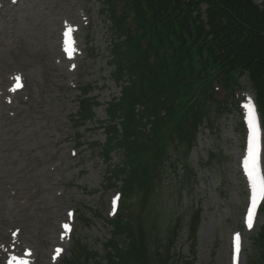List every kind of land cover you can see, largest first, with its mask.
I'll list each match as a JSON object with an SVG mask.
<instances>
[{
    "label": "rangeland",
    "instance_id": "obj_1",
    "mask_svg": "<svg viewBox=\"0 0 264 264\" xmlns=\"http://www.w3.org/2000/svg\"><path fill=\"white\" fill-rule=\"evenodd\" d=\"M65 28L74 38L71 54L63 52ZM110 31L102 0H0V238L20 247L0 264L26 252L33 264H76L78 253L88 254L82 264H107L109 255L124 264L118 253L127 249L128 264H261L253 239L264 219L251 227L245 219L252 180L242 122L255 97L244 78L242 106L233 103L223 116L213 111L214 127L199 129L187 155L167 143L158 172L127 199L129 229L116 234L118 251L105 247L124 188L116 178L121 152L103 127L107 105L122 91ZM104 145L107 158L98 151ZM58 240L67 242L60 248ZM55 249L62 253L53 256Z\"/></svg>",
    "mask_w": 264,
    "mask_h": 264
},
{
    "label": "trees",
    "instance_id": "obj_2",
    "mask_svg": "<svg viewBox=\"0 0 264 264\" xmlns=\"http://www.w3.org/2000/svg\"><path fill=\"white\" fill-rule=\"evenodd\" d=\"M102 2L111 23L114 76L122 86L120 97L107 105L109 120L103 126L111 130L108 144L120 150L123 161L116 174L123 179L122 204L108 220L114 232L105 245L116 254L114 239L129 229L124 211L137 182L142 186L158 172L167 143L181 146L187 155L199 129L214 127L213 111L223 116L239 103L246 89L243 78L254 92L264 133V0ZM83 101L82 114L89 113ZM98 151L106 158L111 154L105 145ZM110 169L112 182L116 172ZM260 213L264 219V203ZM199 217L193 220V236ZM253 240L258 263L264 264V223ZM128 254L129 249L118 253L124 264ZM84 255L77 254L76 264L83 263ZM107 258V264L115 263L112 255Z\"/></svg>",
    "mask_w": 264,
    "mask_h": 264
},
{
    "label": "bare ground",
    "instance_id": "obj_3",
    "mask_svg": "<svg viewBox=\"0 0 264 264\" xmlns=\"http://www.w3.org/2000/svg\"><path fill=\"white\" fill-rule=\"evenodd\" d=\"M58 46H60V44H58ZM61 47V46H60ZM9 96V95H8ZM53 238V237H52ZM4 239V238H3ZM54 239V238H53ZM14 241V240H13ZM1 242H3L2 241V239L0 238V258H2L3 256H6V255H8L10 252H13L12 250H18L19 248L18 247H16V246H11V245H7V244H5V243H1ZM5 242V241H4ZM58 242H59V240H58ZM66 242L67 241H61L60 240V244H58V245H60V246H58V247H60L61 248V246H63V245H65L66 244ZM19 244V243H18ZM21 244L22 243H20L19 244V246H21ZM16 245V244H15ZM26 251V250H25ZM27 253V252H26ZM60 253H62V249H55V253L53 254V256H55V255H59ZM53 258V257H52ZM51 260V259H50ZM46 261V260H45ZM32 261H31V259H28V258H23V264H30ZM52 263H53V261H52ZM51 263V264H52Z\"/></svg>",
    "mask_w": 264,
    "mask_h": 264
},
{
    "label": "snow or ice",
    "instance_id": "obj_4",
    "mask_svg": "<svg viewBox=\"0 0 264 264\" xmlns=\"http://www.w3.org/2000/svg\"><path fill=\"white\" fill-rule=\"evenodd\" d=\"M249 174H251V171H250ZM260 196H264V184H262L260 195L253 197L252 209H251V212H250V214L248 216V226L249 227L252 226V221H253V218H254L255 209L258 206V203H259V200H260ZM235 239H236V251H237V254H238V252H239V241H240L239 234L236 235Z\"/></svg>",
    "mask_w": 264,
    "mask_h": 264
}]
</instances>
